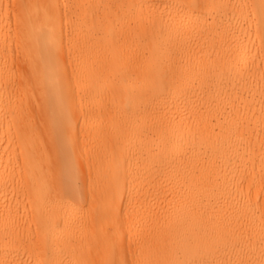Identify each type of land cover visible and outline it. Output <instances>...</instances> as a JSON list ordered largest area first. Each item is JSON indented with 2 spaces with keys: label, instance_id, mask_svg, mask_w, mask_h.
Segmentation results:
<instances>
[{
  "label": "bare ground",
  "instance_id": "6f19581e",
  "mask_svg": "<svg viewBox=\"0 0 264 264\" xmlns=\"http://www.w3.org/2000/svg\"><path fill=\"white\" fill-rule=\"evenodd\" d=\"M0 264H264V0H0Z\"/></svg>",
  "mask_w": 264,
  "mask_h": 264
},
{
  "label": "rangeland",
  "instance_id": "374dc122",
  "mask_svg": "<svg viewBox=\"0 0 264 264\" xmlns=\"http://www.w3.org/2000/svg\"><path fill=\"white\" fill-rule=\"evenodd\" d=\"M263 198L260 200V203L262 204ZM128 258V257H127Z\"/></svg>",
  "mask_w": 264,
  "mask_h": 264
}]
</instances>
